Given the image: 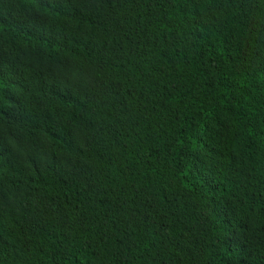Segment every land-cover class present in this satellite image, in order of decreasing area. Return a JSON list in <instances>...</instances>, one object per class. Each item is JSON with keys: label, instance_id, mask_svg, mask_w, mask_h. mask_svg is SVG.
<instances>
[{"label": "trees", "instance_id": "trees-1", "mask_svg": "<svg viewBox=\"0 0 264 264\" xmlns=\"http://www.w3.org/2000/svg\"><path fill=\"white\" fill-rule=\"evenodd\" d=\"M0 264H264V0H0Z\"/></svg>", "mask_w": 264, "mask_h": 264}]
</instances>
